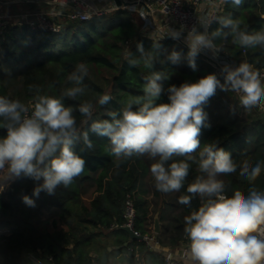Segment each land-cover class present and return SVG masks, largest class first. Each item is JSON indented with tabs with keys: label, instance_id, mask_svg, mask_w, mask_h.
Instances as JSON below:
<instances>
[{
	"label": "trees",
	"instance_id": "trees-1",
	"mask_svg": "<svg viewBox=\"0 0 264 264\" xmlns=\"http://www.w3.org/2000/svg\"><path fill=\"white\" fill-rule=\"evenodd\" d=\"M220 16L237 19L241 28L249 32L258 31L264 28V0H243L239 7L224 3ZM57 20L61 25L57 32L34 28L26 21H10L0 33V95L31 106L37 94L60 97L71 86L67 76L78 63L85 62L89 68L84 79L85 95L76 101L64 98V103L74 108L84 100L96 104L99 95L109 94L112 101L104 107L96 104L93 116V119H108L106 109L118 110L125 101L144 95L146 78L152 69L146 68L143 61L135 67L128 63L130 58L140 56L137 44H142L144 51L155 57L154 71L170 76L163 82L165 88L194 82L209 73H216L223 80L220 70L201 54L196 57L195 70L183 59L173 64L168 55L175 50L186 56L188 47L168 35L161 38L147 35L142 22L127 9L95 14L86 20L67 15ZM218 26L213 22L209 31ZM214 43L234 66L249 62L264 72L261 48L241 47L233 44L231 38ZM232 93L217 89L205 106L209 126L201 130V147L215 142L230 152L238 165L248 160L254 166L264 161V113L258 106L244 117V107L239 101L225 96ZM160 102H168L166 93L157 101ZM74 115L77 126L86 130L85 118L78 111ZM4 136L6 129L0 127V138ZM89 136L93 149L82 150V145L75 149L86 161L84 172L68 188H58L55 195L41 192L36 197L33 189L42 180L37 182L23 176L15 178L9 187L0 186L3 189L0 191V264H100L101 255L110 246L113 250L109 258L119 256L126 264H165L162 253L143 239H131L122 228L128 198L134 201V228L140 234H152L155 215L159 214L160 245L174 247L185 240L184 217L198 209L201 201L194 198L188 207L177 200L187 194L188 184L200 175L197 165L192 164L179 192L162 193L155 189L150 173L155 161L133 158L117 166L108 150V138L94 133ZM221 179L228 184L229 196L234 189L245 195L250 187L264 191V170L254 184L239 175V167L236 173ZM25 195L35 201V207L23 203ZM46 211L52 214L44 218Z\"/></svg>",
	"mask_w": 264,
	"mask_h": 264
},
{
	"label": "clouds",
	"instance_id": "clouds-1",
	"mask_svg": "<svg viewBox=\"0 0 264 264\" xmlns=\"http://www.w3.org/2000/svg\"><path fill=\"white\" fill-rule=\"evenodd\" d=\"M229 2L239 7L243 0H224ZM213 22L219 26L209 31ZM184 31L181 25L167 35L185 41L189 49L186 56L173 50L167 59L173 64L186 60L193 70L196 57L216 48V40L231 38L241 47L264 50V28L249 32L231 16L213 17L199 28L193 25L186 35ZM137 50L140 56L130 58L129 65L135 67L143 61L146 68L152 69L144 95L125 101L118 110L106 109L108 119L93 116L96 104L104 107L112 101L109 94L99 95L96 104L84 100L74 108L64 103V98L76 101L85 95L84 79L89 72L85 62L78 63L67 76L71 86L60 97L37 94L31 111L20 100L0 95V127L6 129V136L0 138V170L7 168L9 178L42 180L33 189L36 197L41 192L55 195L58 188H68L84 172L86 161L75 149L77 145H82V150L93 149L89 133L108 138V150L117 166L133 158L155 161L150 173L155 189L162 193L179 192L192 164H196L200 175L188 184L187 194L177 200L188 207L194 198L201 201L198 209L184 217L183 232L192 264H264V191L250 187L245 195L234 189L229 196L228 184L221 179L236 173L239 167V175L254 184L264 170V161L250 166L244 160L238 165L231 153L217 143L201 147L199 139L202 128L209 126L205 106L217 89L237 93L239 104L246 110L264 104L260 70L249 62L224 64L220 70L223 82L216 73H209L194 82L165 88L163 82L170 76L153 70L155 57L146 53L142 44H137ZM164 93L168 102L157 103ZM76 111L85 118L86 130L77 126ZM22 200L26 206L35 207L29 196Z\"/></svg>",
	"mask_w": 264,
	"mask_h": 264
},
{
	"label": "built area",
	"instance_id": "built-area-1",
	"mask_svg": "<svg viewBox=\"0 0 264 264\" xmlns=\"http://www.w3.org/2000/svg\"><path fill=\"white\" fill-rule=\"evenodd\" d=\"M52 6L50 12L41 11L35 13L34 17L29 20V24L34 28H41L50 31H60L61 25L57 20L64 14L63 10L67 9V16L72 19H84V16H90L95 14L104 13L101 10H95L85 0H48ZM138 4H142L147 12L154 16L155 14L167 19V26L170 29H179L181 25L185 26L184 35L187 34V30L193 25L198 28L200 24L213 17H218L224 6V0H136ZM61 8V9H59ZM63 9V10H62ZM118 9L112 8L111 10ZM89 18V19H90ZM10 20L7 17L0 15V33H2L9 25ZM201 31L203 29H200ZM166 36V35H165ZM178 41H184L179 39ZM222 65H233L232 60L226 56L222 60H218ZM261 78L264 80V72L261 71ZM31 111L32 106L26 105ZM264 109V104L260 106ZM30 114V113H29ZM228 195V194H227ZM125 223L123 226H129L135 230L136 209L132 198H128L125 204L124 211ZM136 231V230H135ZM139 233L138 231H136ZM140 234V233H139ZM151 248H155L160 245V240L156 233L142 235ZM187 258V253H183L181 256L166 254L164 256L165 264H184V259ZM192 264V263H191Z\"/></svg>",
	"mask_w": 264,
	"mask_h": 264
},
{
	"label": "crops",
	"instance_id": "crops-1",
	"mask_svg": "<svg viewBox=\"0 0 264 264\" xmlns=\"http://www.w3.org/2000/svg\"><path fill=\"white\" fill-rule=\"evenodd\" d=\"M85 1L88 2L95 10H101L103 12L112 11L111 9L115 7L129 10L135 17L138 18V20H140V22H142L143 32L151 37L161 38L167 35V32L169 31L167 19L161 17L158 14L152 16L147 12L145 7L142 4H138L136 0ZM51 8L52 6L48 0H0V15L7 17V19H9L11 22L26 21L28 23L29 20L34 17L35 13L41 11L50 12ZM63 12L64 14L59 17V20L63 19V17L68 14L67 9L63 10ZM152 233H155L154 227ZM153 249L162 253L163 257L166 254L181 256L184 252L187 253V241L185 239L174 247H163L162 245H159ZM191 263L192 261L190 260L187 253V258L184 259V264ZM108 264L126 263L122 262L119 256H117L109 258Z\"/></svg>",
	"mask_w": 264,
	"mask_h": 264
},
{
	"label": "water",
	"instance_id": "water-1",
	"mask_svg": "<svg viewBox=\"0 0 264 264\" xmlns=\"http://www.w3.org/2000/svg\"><path fill=\"white\" fill-rule=\"evenodd\" d=\"M181 43L184 44L186 47H188L187 44L185 43V41H181ZM200 54L203 55L211 63H213L219 70H221L222 64L219 61H217V60L213 59L212 57L206 55L204 52H202ZM250 55L251 54L248 51L247 52L248 60L250 59ZM153 227H154V232L156 234H160L161 233V224H160L159 214H156L155 215L154 226ZM122 228L129 233L130 238L133 239V240L134 239H142L143 238L142 234L137 233L135 230H133L129 226H122ZM125 245H127V243H125ZM112 250H113V247L110 246V247H108V250L101 255V257H100V264H108L109 253Z\"/></svg>",
	"mask_w": 264,
	"mask_h": 264
},
{
	"label": "rangeland",
	"instance_id": "rangeland-1",
	"mask_svg": "<svg viewBox=\"0 0 264 264\" xmlns=\"http://www.w3.org/2000/svg\"><path fill=\"white\" fill-rule=\"evenodd\" d=\"M52 10V8L50 9V11ZM152 28V27H151ZM151 30V29H150ZM206 55H208V56H210V57H212L213 59H215V60H222V58H224L225 57V55L221 52V51H217V49L216 48H214V49H212L211 50V52H207V51H205L204 52ZM215 56V57H214ZM222 82H223V80H222ZM229 100H233V99H237L238 101H239V98L237 97L238 96V94L237 93H235L234 92V95H233V93L232 94H226L225 95ZM235 96V97H234ZM260 109H261V112H263L264 113V109L263 108H261L260 107ZM225 112V110H223V111H221V113H224ZM243 112H244V117L245 116H248L247 114H249L250 112H253V109H245L244 108V110H243ZM14 179L15 178H9V174H8V172H7V168H5L4 170H0V186H2V187H9L10 185H11V183L14 181ZM54 212V211H53ZM52 214V212H49V211H46L45 212V216H44V218H47V217H49L50 215ZM38 223H41L40 221H38Z\"/></svg>",
	"mask_w": 264,
	"mask_h": 264
}]
</instances>
